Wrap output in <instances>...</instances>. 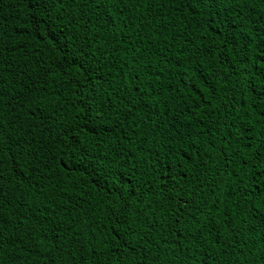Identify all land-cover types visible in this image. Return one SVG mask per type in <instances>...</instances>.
<instances>
[{"label": "trees", "instance_id": "trees-1", "mask_svg": "<svg viewBox=\"0 0 264 264\" xmlns=\"http://www.w3.org/2000/svg\"><path fill=\"white\" fill-rule=\"evenodd\" d=\"M250 2L257 6L250 8L249 4L241 5L243 13L240 7L232 6L230 11L225 9L222 13L220 20L235 21L228 24V27L233 28L235 37L225 43L223 25L206 23L205 17L200 15L202 10L186 8L185 0H172L166 8L157 9L164 13L161 19L169 26V30L163 31L162 35H158L151 26L142 32L139 28H133V25L138 24L134 16L126 14L121 19L111 7L105 5L103 10H98L92 0H83L82 13L86 20L92 22L87 25L88 32L95 34V38L89 35V39L93 40V51L100 61L97 76L105 78L107 83H104V88L109 92L112 88L117 89V95L112 99L118 104L122 100L123 104L130 105V99L121 96L123 89L119 86L126 84L131 87L132 84L140 83L133 79L134 72L138 69L131 56L123 51L130 46L143 51L142 46L135 43L138 35L153 37L156 43H150L148 47L156 54H144L143 59H136V63L143 66L151 61L154 68L163 69V83L167 84L170 80L172 88L164 91L169 100L166 109L163 104L158 106L161 115L150 113L145 118L143 113L134 112L122 131L119 128L104 131L100 137L90 131L91 126L81 127L78 133L80 145L77 146L80 151L73 152L72 138L65 140L58 133L69 128L76 131L75 125L82 122L84 105L80 102V94L74 88L65 87V76L55 67L46 77V90H38L41 87L40 59L43 57L47 61L51 54L49 46L33 29L26 27L32 22L29 0H0V61L3 68L0 73L3 77L0 81V88L3 89L0 93V112L3 113L0 133L4 136V151L0 153L4 157L3 167L0 168L3 174L0 177V192L4 193L3 199L7 204L3 216L11 217L4 232V251L0 256V264H81L78 258L70 255L73 251L78 256H84V264H117L119 256L116 246L121 244V240L130 246L136 245L137 255L134 258L137 261L140 260L139 249L143 247L147 252L149 248L146 241H150L155 250L156 241L167 237L168 233L157 228L151 235L141 239V228L135 236H125L124 225L117 224V217L108 214L111 197L95 187L92 179L82 169H73V164L84 153L101 156L104 157V164L118 169L126 180L154 185L159 167L155 161L157 158L163 159L162 153L167 148L165 140L161 138L165 126L167 130L164 135L171 133L176 137L183 136L185 141L191 139L207 147L212 158H206V163L213 166L223 164L222 160H217V148L230 139L227 134L234 131L232 126L241 124L245 117L253 121V124L248 125L253 132L264 134L261 125L255 122V114L245 111L250 103L249 97L254 95L251 88L262 86L255 74L264 72V67L260 66L264 61L243 69L240 65L245 54L249 59L257 55L251 46L245 48L249 44L247 33L255 34L264 25V12L259 7L261 0ZM105 10L113 13L112 23L107 22ZM132 11L139 15V8ZM51 15H57L55 9ZM114 45L115 57L110 52ZM97 48L100 50L97 51ZM192 52H196L195 59L203 61V66L209 70L214 81L221 85H224V65L228 60H233L227 70H239L240 75L232 76L230 85H226V99L230 101L231 107L213 111L202 104L203 111L195 108V103L199 101L197 89L190 92L185 86L187 78L181 73L183 58ZM123 62H127L128 67H124ZM129 68L133 72H129ZM68 72L75 79L72 76L76 72L75 66ZM249 72L253 75L249 76ZM120 73L126 75L122 77ZM101 82L97 80V83ZM219 95L225 94L220 92ZM218 103L219 100L212 101L213 105ZM53 110L55 114L52 118L46 119ZM114 116L115 113L109 111L104 124L97 122L98 129L109 128L107 121ZM173 116L175 119H172ZM153 121L156 122L155 125ZM9 147L11 151H8ZM232 147L237 145L233 144ZM225 152H228L227 148ZM136 159L141 163L134 168ZM231 167L234 165H230ZM208 176L218 179L214 172H209ZM212 211L222 221L218 210ZM232 211L229 205L228 215L231 216ZM73 217L76 218V223L72 222ZM84 221H88L91 227H82ZM239 221L240 213L237 212L233 223L239 224ZM221 226L227 228L226 223L222 222ZM57 228L59 232H56ZM54 233L58 238L53 239ZM45 236L48 237L47 240L43 239ZM77 236L78 244L74 243ZM253 237V233L246 231L237 237L239 245L234 243L233 248L229 249L216 248L214 251L220 256L219 264H250L251 258L243 245L246 243L255 251ZM255 239L259 243V237ZM209 240L211 242V237ZM46 248L48 252L44 251ZM55 248L60 251H55ZM171 248L172 252L166 258L167 264H183L182 257L173 258L177 255V245L173 244ZM90 250H95L96 254L90 255ZM129 256L133 258L130 252ZM143 264L153 262L144 261ZM209 264L212 262L209 261Z\"/></svg>", "mask_w": 264, "mask_h": 264}, {"label": "snow or ice", "instance_id": "snow-or-ice-1", "mask_svg": "<svg viewBox=\"0 0 264 264\" xmlns=\"http://www.w3.org/2000/svg\"><path fill=\"white\" fill-rule=\"evenodd\" d=\"M171 2L172 0H92L96 9L103 10L107 5L113 8L115 14L121 19L126 14L130 17L134 16L138 24L133 25V28H139L142 32L151 26V29H154L158 35L169 30V26L164 19H161L164 13L157 9L166 8ZM29 4L32 22L26 27L39 34L41 40L49 46L51 53L47 61L43 57L40 59L39 83L41 87L38 90L41 92L46 90L44 87L47 83L46 77L55 67L63 72L67 81L65 87L78 91L80 102L84 105L82 109L84 116L82 122L75 125L76 131L69 128L58 133L65 140L72 138L71 151H80L77 146L80 145L78 133L81 127L91 126L90 131L100 137L103 136L104 131H114L117 128L122 131L124 125L128 123V118L133 116L134 112L143 113L144 117L148 118L150 113L161 115L158 110L160 104H163L165 109L167 108L169 96L164 95V91L171 89L172 86L170 80L167 84L163 83L164 70L154 68L151 61L143 66L136 63V59H143L144 54H156L148 47L150 43H156L151 35L146 38L138 35L135 43H139L143 51L141 48L132 46L123 49L126 55L131 56L133 64L138 69L134 72L133 79L140 83L132 84L131 87L121 84L119 86L123 89L121 96H127L130 99V105L123 104L122 100L118 104L112 99L117 95V89L109 85V88H112L109 92L104 88V83H107L105 78L97 76L100 71V61L93 51V40L89 39V35L95 38V34L88 32L87 25L92 22L86 20L82 13L83 0H29ZM244 4H249L250 8L257 6L250 0H185L186 8L202 10L200 15L205 17L206 23L213 26L223 25L225 43H229L230 39L235 37L233 28L228 27L229 23H235V21L219 18L225 9L230 11L232 6L240 7L243 13L244 9L241 5ZM259 7L264 12V0H261ZM137 8H139L138 16L132 11ZM53 9L57 13L55 16L51 15ZM104 15L108 17L107 22L112 23L113 13L105 10ZM213 17L217 19H212ZM164 39L167 40V37ZM246 39L249 40V44H246L245 48L251 46L257 55L249 59L245 54L244 59L240 61L241 69L264 61V25L255 34L248 32ZM99 50L97 48V51ZM110 52L113 57L116 56L115 45ZM195 56L196 52L185 56L181 68L182 75L187 78L185 86L190 92L192 89H197L199 101L195 103V108L201 109L202 104L207 105L213 111L231 107L230 101L226 99V85H230L232 76L240 75L239 70L233 69L231 72L227 70L233 60H228L224 65L225 71L222 74L224 85H221L218 81H214L209 70L203 66V61L195 59ZM178 63L181 62L178 61ZM73 66L76 68V72L72 74L75 79L70 77L68 72ZM123 66L128 67L127 62H123ZM260 66L264 67V63ZM2 71V61H0V73ZM129 72H133V69L129 68ZM120 75L123 77L126 74L120 73ZM248 75L252 76L253 73L249 72ZM255 75L262 86L251 88L254 95L249 97L250 103L245 111L254 113L255 122L260 124L261 129L264 130V72ZM2 80L3 77L0 76V81ZM97 80L102 82L97 83ZM2 91L3 89L0 88V93ZM220 92L225 95L220 96ZM57 97H59L58 92ZM213 100H219L220 103L213 105ZM121 104H123L122 110ZM109 111L115 113V116L107 121L110 127L98 129L97 122L104 124ZM54 114L55 110L45 118L51 119ZM164 114L167 115V112ZM172 119H175V116ZM2 123L3 113L0 112V124ZM152 123L155 125L156 122ZM251 124L253 121L245 117L241 124L232 126L234 131L227 134L230 139L217 148L219 153L217 160L223 161V164L219 166L206 163V158H212L207 147L191 139L185 141L183 136L176 137L171 133L164 135L163 133L167 130L165 126L161 138L165 140L167 148L162 153L163 159L157 158L155 161L159 167L156 170L157 177H154L156 179L154 185L126 180L118 169L109 168L107 164H104V157L101 156L84 153L75 161L73 169H82L83 173L92 179L95 187L111 197L108 214L117 217V224L124 225L125 236L131 238L141 228V239L151 235L157 228L168 233L167 237L156 241L155 250L150 241H146L149 243V248L147 252L143 247L139 249V261L134 258L137 255L136 245L130 246L121 240V244L116 246L119 256L117 264L121 262L123 264H143L144 261H152L153 264H167L166 258L172 252L171 245L173 244L177 245V255L173 258L182 257L183 264H209V261L212 264H219L220 256L214 250L233 248L234 243L239 245L237 237L242 236L246 231L254 234L252 243L255 251L246 243L243 245L251 258L250 264H264V134L259 131L253 132V129L248 126ZM3 144L4 136L0 133V153L4 151ZM233 144L237 147H232ZM226 148L228 152H225ZM8 151H11L10 147ZM157 155L159 156L160 153ZM3 159V155L0 154V168L3 167ZM140 163L141 161L136 159L133 167L135 168ZM230 165L234 167L230 168ZM149 170L152 171L151 168ZM209 172H214L218 179H211L208 176ZM2 175L0 172V177ZM3 195L4 193L0 192V256L4 251L6 225L11 220L10 216L7 218L3 216L7 208ZM229 205L233 209L231 216L228 215ZM212 209L218 210L222 221L213 214ZM237 212L240 213L239 224L233 223V217ZM48 219H51V215ZM72 222H77L75 217L72 218ZM222 222L227 224V228H222ZM82 227L90 228L91 225L88 221H84ZM56 232H59V228ZM72 234L75 235V232ZM255 237H259V243ZM56 238L58 237L54 233L53 239ZM43 239L47 240L48 237L45 236ZM74 243H79L78 236ZM54 250L60 251L59 248ZM44 251L48 252V249ZM129 252L133 258H130ZM95 254V250H90V255ZM70 255L84 264L82 254L78 256L77 252L73 251Z\"/></svg>", "mask_w": 264, "mask_h": 264}]
</instances>
